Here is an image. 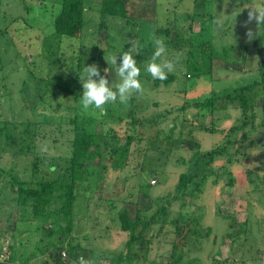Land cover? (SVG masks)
<instances>
[{"label": "rangeland", "instance_id": "obj_1", "mask_svg": "<svg viewBox=\"0 0 264 264\" xmlns=\"http://www.w3.org/2000/svg\"><path fill=\"white\" fill-rule=\"evenodd\" d=\"M124 2L125 18H101L99 4L86 1L81 38H59L61 0H0L4 264H73L80 256L92 264H264V24L245 26L247 8L264 0ZM153 36L165 41L160 60L173 63L171 82L146 71ZM128 50L143 92L84 109L83 67L96 64L115 90L110 58L119 65ZM79 130L101 137L77 170L79 196L61 231L52 214L35 219L18 205L16 182L36 187L63 175ZM110 149L125 154L111 159ZM98 153L104 162L95 167ZM183 174L192 179L180 188ZM121 210L141 220L131 250Z\"/></svg>", "mask_w": 264, "mask_h": 264}, {"label": "trees", "instance_id": "obj_2", "mask_svg": "<svg viewBox=\"0 0 264 264\" xmlns=\"http://www.w3.org/2000/svg\"><path fill=\"white\" fill-rule=\"evenodd\" d=\"M86 1L88 0H61L60 12L56 15L53 21V34H55L56 37L81 38L83 27L86 21ZM90 1H96L99 4V12L101 18H125L127 16V9L124 0ZM174 78L175 77L173 75L167 74V78L164 80V82H171L174 80ZM253 86L254 84L242 87L240 89V92L242 93L244 91L251 90ZM209 101L211 102L213 101V99ZM243 105H245V102L243 103ZM132 114H134L133 111H130L128 114L131 122L134 121V119H131V117H134L132 116ZM4 131L5 130H3V132ZM32 131L34 133L36 132V129L34 128ZM76 132L77 133L75 134L72 145V153L69 157L70 166L67 167L63 175H59L58 178L52 181L40 182L36 187H28L29 185L23 182H16L18 192V205L23 207H30L31 212L34 215L32 218L35 219H37L38 216H44L45 212H47L48 214H52L54 216L53 224L55 225V228L59 227L61 228V231H64V228L67 226V224L71 223V210L73 208L74 201H76V198L79 196V193H77L76 191L77 170L84 168L90 164L89 157L95 154L94 151L92 152V143L93 141L95 142L99 137H101L96 135L95 133H88L86 130H79ZM0 138H2L1 132ZM131 141V139H127L128 144H130ZM110 151L109 152L111 154V159H120L121 156L125 154L124 150L117 151V149H110ZM98 156H100V158L97 161L95 167L101 166L104 162L102 154L98 153ZM113 168L116 169L115 167ZM55 169V166H52L50 168L51 171ZM179 179L180 188H185L186 185L191 182L192 178L183 174ZM82 194H85V190H83ZM118 215L121 231L128 234L127 250H131L135 241L139 239L140 232H138L137 229L141 224V220L131 222L125 210L119 211ZM52 235L53 234H49L47 232V236H49V238H51ZM44 254L49 255V248Z\"/></svg>", "mask_w": 264, "mask_h": 264}, {"label": "clouds", "instance_id": "obj_3", "mask_svg": "<svg viewBox=\"0 0 264 264\" xmlns=\"http://www.w3.org/2000/svg\"><path fill=\"white\" fill-rule=\"evenodd\" d=\"M247 11V20L245 26L252 23L264 24V4L257 7L249 6ZM248 39L254 36L251 29L246 32ZM155 51L146 65V71L152 76L153 79L165 80L167 74L174 70V65L171 61L160 60L165 55L167 49L165 41L162 37H152ZM131 48H138V44L129 41ZM137 54L139 51L137 50ZM131 52L122 51L119 56L120 63L117 64V59L113 55L110 59L112 64L117 65V74L120 77V83L116 85L115 90L109 86L108 80L105 76H101L100 70L96 64L83 67V71L79 76L82 85L81 104L84 109L94 107L102 109L103 106L109 102H115L119 98L120 103L127 104L133 93H142L143 87L138 79L139 68L137 62L133 58ZM258 61V57L255 58ZM160 60L158 63L157 61ZM73 264H92V261L85 259L83 256L78 257Z\"/></svg>", "mask_w": 264, "mask_h": 264}, {"label": "built area", "instance_id": "obj_4", "mask_svg": "<svg viewBox=\"0 0 264 264\" xmlns=\"http://www.w3.org/2000/svg\"><path fill=\"white\" fill-rule=\"evenodd\" d=\"M62 256L65 257V253H62ZM6 259H7V256L5 255V253L0 251V264H4Z\"/></svg>", "mask_w": 264, "mask_h": 264}, {"label": "crops", "instance_id": "obj_5", "mask_svg": "<svg viewBox=\"0 0 264 264\" xmlns=\"http://www.w3.org/2000/svg\"><path fill=\"white\" fill-rule=\"evenodd\" d=\"M44 255V254H43ZM48 256V255H47ZM31 264H32V261H31Z\"/></svg>", "mask_w": 264, "mask_h": 264}]
</instances>
